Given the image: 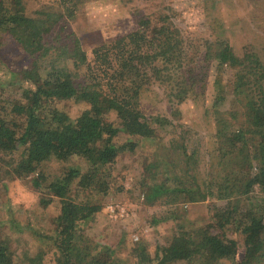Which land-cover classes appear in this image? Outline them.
<instances>
[{
	"label": "trees",
	"instance_id": "16d2710c",
	"mask_svg": "<svg viewBox=\"0 0 264 264\" xmlns=\"http://www.w3.org/2000/svg\"><path fill=\"white\" fill-rule=\"evenodd\" d=\"M59 1L61 9L30 13L25 0H0V46L8 38L20 51L17 56L26 58L14 69L22 81L19 89L6 92L10 86L4 88L0 79V177L14 173L11 169L32 175L46 193L40 202L56 207L52 232L40 234L46 243L37 258L50 254L54 264H122L118 246L94 242L81 225L103 208L99 196L125 188L113 174L114 162L138 142L118 144L114 137L120 131L140 138L156 135L141 107L142 96L154 91L152 82L169 80L171 102L185 99L189 86L181 72L188 49L180 43L172 14L160 11L93 47L90 59L79 35L67 26L79 0ZM206 55L236 68L241 107L227 109V117L218 113L214 151H189L188 142H182L176 158L166 154L167 161L153 157L145 165L144 177L135 182L140 195L163 205L182 203L183 209H169L173 233L154 253L145 240L132 242V264H264V60L254 48L241 57L226 39L208 43ZM223 91L219 86L217 94ZM69 99L88 106L72 117L63 105ZM110 112L116 113L115 122ZM207 156L215 161L200 175ZM51 160L61 162L54 175L45 172ZM214 197L228 201L209 204L208 218L181 220L180 211L189 213L186 205L198 207ZM239 197L249 205L243 207ZM1 228L0 264H21L12 236Z\"/></svg>",
	"mask_w": 264,
	"mask_h": 264
},
{
	"label": "rangeland",
	"instance_id": "374dc122",
	"mask_svg": "<svg viewBox=\"0 0 264 264\" xmlns=\"http://www.w3.org/2000/svg\"><path fill=\"white\" fill-rule=\"evenodd\" d=\"M25 3L30 13L40 8H63L59 0H25ZM160 11L172 14L180 31V43L188 49V59L181 74L184 72L189 91L181 103L174 104L167 90L171 82L165 80L162 85L159 81L152 82L154 91L142 96L141 107L152 120L156 135L153 138H140L120 131L114 137L118 144L138 142L134 149L120 151L114 162L113 174L125 188H112L99 196L98 201L103 208L93 219L81 225L94 242L118 246L122 264H132L129 248L132 242L138 240L137 237L148 242L154 253L158 243L167 241L173 233L175 221L169 209H183V205H179L182 203L163 205L150 202L148 197L140 195L135 182L144 177L142 172L145 165L153 157L167 161L163 158L166 154L176 158L177 148L182 142H188L189 151L194 147L205 154L209 149L214 151L218 146L216 132L221 125L218 113L227 117V109L241 107L235 92L236 68L231 64L220 66L215 58H208L207 44L226 39L241 57L254 48L264 60V0H79L76 14L68 18L67 26L76 31L92 59L93 47L136 29L143 15L156 18ZM19 52L8 38L0 46V79L4 88L10 86L6 92L16 91L22 83L20 75L14 71L18 65L26 62L25 57L17 56ZM219 86L224 87L220 95L217 94ZM221 97L222 102L217 104ZM63 105L72 117L88 106L86 102L76 99H69ZM109 119L115 122L116 113L110 112ZM187 129L188 133L185 132ZM174 137L175 141H171ZM213 161L215 159L210 161L209 156L206 157V169L201 162L200 175L211 169ZM12 162L10 159L9 164ZM5 167L11 169V166ZM60 167L59 160H51L45 172L54 175ZM11 170L14 173L8 172V176L1 173L3 177H0L1 232L12 236L21 264H54L50 254L41 259L36 256L40 253V245L46 243V238L42 240L40 234H48L54 228L52 214L56 207L54 204L43 206L40 199L46 193L34 184L32 175ZM256 194L258 196L259 193L256 191ZM239 199H242L243 207L249 205L248 199ZM227 201L214 197L206 199L198 207L188 204L185 208L189 213L180 211L181 220L201 216L208 218L211 214L209 204L221 206ZM116 203L122 205L118 206L121 210L125 208L123 214L120 210H111ZM239 255L242 256V252ZM152 264L159 263L155 260Z\"/></svg>",
	"mask_w": 264,
	"mask_h": 264
},
{
	"label": "built area",
	"instance_id": "2783aa9c",
	"mask_svg": "<svg viewBox=\"0 0 264 264\" xmlns=\"http://www.w3.org/2000/svg\"><path fill=\"white\" fill-rule=\"evenodd\" d=\"M118 206H122V205H120L119 203H116V204H114V206H112V208H111V210L112 211H115V210H120L121 212H122V214H123V212L125 211V208H123L122 210H121V208L120 207H118ZM124 207V206H123ZM138 235H135V237H137ZM137 238H139V237H137Z\"/></svg>",
	"mask_w": 264,
	"mask_h": 264
}]
</instances>
